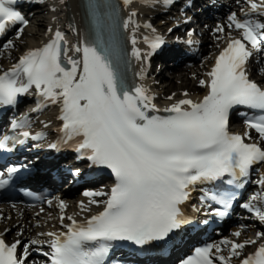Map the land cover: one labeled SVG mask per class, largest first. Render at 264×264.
Instances as JSON below:
<instances>
[{
	"label": "snow or ice",
	"instance_id": "6c2138e0",
	"mask_svg": "<svg viewBox=\"0 0 264 264\" xmlns=\"http://www.w3.org/2000/svg\"><path fill=\"white\" fill-rule=\"evenodd\" d=\"M17 2L0 0V36L12 26L26 27L29 23L12 7ZM122 2L128 6L133 0ZM144 2L147 4L150 0ZM161 2L167 7L174 0ZM249 2L252 13L264 15L258 12L264 7V0L259 4ZM89 7L97 19V30L90 39L71 49L81 54L80 58L69 55L64 35L55 31L48 43L27 51L9 70L0 74V107L15 105L19 97L33 91L40 98L39 103L59 104L61 142L74 141L78 158L86 159L92 166L109 169L116 183L103 211L84 224L68 217L71 224L66 225V233H47L53 237L48 252L38 246V241L32 240L24 244L18 256L21 241L18 239L9 245L0 238V264H26L30 248L46 257L47 264H105L113 242L128 241L143 247L166 241L188 223L181 205L191 198L197 185L215 183L225 177L231 178L226 181L231 185L238 178L246 177L254 165L264 163V148L258 143H245V138H251L247 133L242 137L228 130L233 108L256 109L261 114L246 119L245 124L264 140V87L250 78L253 74L264 76V67L251 63L254 52H264V22L248 18L250 13H245L244 19L231 13L227 17V28L239 31L240 37L229 36L227 46L219 52L206 74L208 81H199L201 87L208 89L203 99L199 102L181 99L163 110L168 115H149L161 110L152 103L147 89L137 85L129 87L128 53L116 40L111 26L107 38L100 27V10L111 9L107 15L114 22L115 7L108 0L102 3L89 0ZM135 16V12L131 13V17ZM131 17L124 21L125 30L133 23ZM24 27L17 28V39ZM215 31L224 33L225 28L217 25ZM193 34L188 32L189 36ZM144 39L151 50L142 52L133 37L131 57L147 65L149 58L164 45V40L159 36ZM145 73L146 68H142L136 75L143 79ZM26 126V120L11 123L13 130L26 129ZM20 137L4 136L0 139V150H8L10 141L24 144L28 139L43 138V134L32 136L28 130H22ZM50 147L56 149L59 143ZM21 170L13 166L6 174L0 171V189L8 186ZM73 175H79V169L74 170ZM259 183L264 184V179ZM85 195L103 193L86 192ZM200 199L220 206L223 210H216V215L225 217L236 195L229 191L203 192ZM258 199L264 203V193L253 195L250 201ZM242 207L264 223V210L251 202ZM233 235L238 238L240 232ZM256 236L259 238L264 233L258 232ZM222 243L230 245L227 258L213 254V248L216 253L221 252L218 245H207L196 248L195 254L183 259L181 264H216V261L226 264V259L239 254L237 250L255 244L256 240ZM241 264H264V244Z\"/></svg>",
	"mask_w": 264,
	"mask_h": 264
},
{
	"label": "bare ground",
	"instance_id": "6f19581e",
	"mask_svg": "<svg viewBox=\"0 0 264 264\" xmlns=\"http://www.w3.org/2000/svg\"><path fill=\"white\" fill-rule=\"evenodd\" d=\"M66 5H67V9H65V12L68 13V16L70 18V22H69V26L72 25L73 21L78 22V33L77 36L80 40V44L82 41H84V37H83V29L81 26V21L80 19H77V17H80V7H79V0H66ZM0 212H4V210H0ZM22 219L21 218H17L13 220L14 222H21Z\"/></svg>",
	"mask_w": 264,
	"mask_h": 264
}]
</instances>
